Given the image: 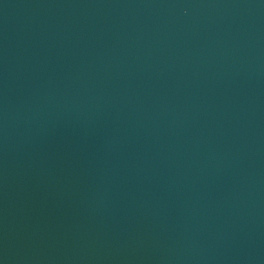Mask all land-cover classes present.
<instances>
[{
    "label": "water",
    "instance_id": "1",
    "mask_svg": "<svg viewBox=\"0 0 264 264\" xmlns=\"http://www.w3.org/2000/svg\"><path fill=\"white\" fill-rule=\"evenodd\" d=\"M0 264H264V0H0Z\"/></svg>",
    "mask_w": 264,
    "mask_h": 264
}]
</instances>
